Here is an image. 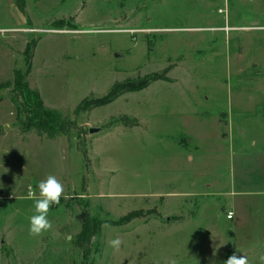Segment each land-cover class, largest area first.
Returning a JSON list of instances; mask_svg holds the SVG:
<instances>
[{"label":"rangeland","instance_id":"374dc122","mask_svg":"<svg viewBox=\"0 0 264 264\" xmlns=\"http://www.w3.org/2000/svg\"><path fill=\"white\" fill-rule=\"evenodd\" d=\"M25 4L23 13L0 0V264H82L84 214L119 220L136 209L145 215L92 238L86 264H224L226 194L262 177L264 0ZM34 43L27 83L59 115L65 132L55 137L22 131L7 85ZM169 65L171 81L78 110ZM246 157L251 183L240 173ZM48 175L64 193L49 209L51 229L32 236L28 193Z\"/></svg>","mask_w":264,"mask_h":264},{"label":"trees","instance_id":"16d2710c","mask_svg":"<svg viewBox=\"0 0 264 264\" xmlns=\"http://www.w3.org/2000/svg\"><path fill=\"white\" fill-rule=\"evenodd\" d=\"M16 4L23 13L26 12L25 0H16ZM35 46L36 43L30 47V51H27L26 70H16L13 80L7 81V85H13L12 100L16 104L18 114L22 117V131L28 132L30 130H35L38 133H46L49 137H55V135L65 132L61 127L59 115L56 111L48 108L45 105L44 99L41 98L39 91L32 89L29 83H27V77L33 69L32 60ZM173 68V65H169L160 72L149 73V75L137 77L133 80L117 82L104 96H102V98H97L90 102V99L86 97V99L79 104L78 110L86 111L91 108L102 107L103 105L114 102L120 95L143 90L156 81H171L168 74ZM133 121L137 123V119ZM144 215L143 209H136V211L129 212L122 216L119 220L93 221L90 215L85 213L82 229L75 239L77 246L83 252L84 258L82 264L87 263L91 253L92 238L100 232L105 224L121 226L136 218L143 217ZM227 253L228 256H230L234 252L233 250H228Z\"/></svg>","mask_w":264,"mask_h":264},{"label":"crops","instance_id":"0c3cea01","mask_svg":"<svg viewBox=\"0 0 264 264\" xmlns=\"http://www.w3.org/2000/svg\"><path fill=\"white\" fill-rule=\"evenodd\" d=\"M264 157V151L261 153ZM260 156L258 161V171L261 179L259 185L247 184L246 187H233L231 194H226L230 197L227 202L230 205L234 215L232 221L231 235L232 241L229 244L228 250L237 252L238 255H243L247 258V264H261L260 257L264 255V158ZM243 158V157H242ZM257 163V162H256ZM241 172L244 173L246 183H251L249 176L252 169L255 167L250 163L249 158L243 159L239 163ZM251 167L252 169H249ZM255 172V171H254ZM248 174V176H247ZM240 186V182L238 183ZM225 213V217H226ZM228 220V219H227ZM234 231V232H233ZM241 252H240V251Z\"/></svg>","mask_w":264,"mask_h":264},{"label":"clouds","instance_id":"9594fccd","mask_svg":"<svg viewBox=\"0 0 264 264\" xmlns=\"http://www.w3.org/2000/svg\"><path fill=\"white\" fill-rule=\"evenodd\" d=\"M64 193L63 184L54 176L48 175L45 179L39 180L36 184V195L30 189L28 196L33 199L34 214L29 217V235L39 236L51 229L49 209L52 205L59 204ZM64 196V199H67ZM110 247L118 250L122 244L120 237L108 241ZM240 251V250H239ZM241 252V251H240ZM261 264H264V255L260 257ZM224 264H247V258L234 252L224 261Z\"/></svg>","mask_w":264,"mask_h":264},{"label":"built area","instance_id":"2783aa9c","mask_svg":"<svg viewBox=\"0 0 264 264\" xmlns=\"http://www.w3.org/2000/svg\"><path fill=\"white\" fill-rule=\"evenodd\" d=\"M233 215H234V212H233V211H231V212H227V214H226V218H227L228 220H231V218L233 217Z\"/></svg>","mask_w":264,"mask_h":264},{"label":"water","instance_id":"95a60500","mask_svg":"<svg viewBox=\"0 0 264 264\" xmlns=\"http://www.w3.org/2000/svg\"><path fill=\"white\" fill-rule=\"evenodd\" d=\"M91 133L100 132L102 131L101 128H89Z\"/></svg>","mask_w":264,"mask_h":264}]
</instances>
